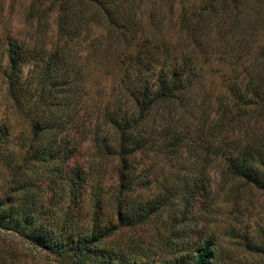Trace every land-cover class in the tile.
Returning a JSON list of instances; mask_svg holds the SVG:
<instances>
[{
	"label": "trees",
	"instance_id": "16d2710c",
	"mask_svg": "<svg viewBox=\"0 0 264 264\" xmlns=\"http://www.w3.org/2000/svg\"><path fill=\"white\" fill-rule=\"evenodd\" d=\"M20 1L22 27L0 22L8 101L0 115V230L66 264H156L138 252V227L164 215L172 198L166 190L149 201L153 210L138 206V188L154 183L156 165L167 178L188 151L204 194L213 163L227 195L264 190V42L247 72L238 69L257 40L264 0H12ZM110 58L117 77L93 93L90 74ZM215 62L230 70L219 83L207 78ZM86 142L88 160L72 167ZM217 246L206 235L191 260L209 264ZM175 248L157 262L184 264Z\"/></svg>",
	"mask_w": 264,
	"mask_h": 264
},
{
	"label": "rangeland",
	"instance_id": "374dc122",
	"mask_svg": "<svg viewBox=\"0 0 264 264\" xmlns=\"http://www.w3.org/2000/svg\"><path fill=\"white\" fill-rule=\"evenodd\" d=\"M1 10L3 19H1ZM24 10L25 4L22 1L13 3L12 0H2L0 5L1 25L3 24L8 29L21 28ZM255 15H258L257 18H259L258 26L254 27L258 37L252 44L251 52H244L243 58L238 61L242 62V65L238 66L240 72H247L245 68L257 58L264 42V17L259 16L257 12ZM56 17L54 9L49 16V28L52 33L57 27ZM28 68L27 66L25 70ZM118 70L119 63L117 59L113 58L96 67L90 74L93 93L97 89L99 90L101 85L108 84L109 87L116 79ZM216 70L217 73H215ZM229 71L226 63L218 65L215 62L212 66L208 65L207 78L210 79V82L219 83L221 82L219 76L224 72L230 73ZM99 83L101 85H98ZM201 92L203 93V90ZM201 92L199 96H201ZM95 97L96 99L101 98L97 94ZM104 99L105 97H102V100ZM7 103L5 85L0 78V115H5L4 112H8ZM19 130H22V126ZM90 152L91 144L84 143L80 153L72 161V167L77 168L84 164L88 160ZM187 152H184L178 161H174L170 173L166 174L167 178L163 177V172H156L157 167H160L156 165L151 175L154 183L151 186H145V188H138V206L142 201V205L150 210H153L161 194L166 190L170 191L172 196L164 215L156 213L150 221L144 222L138 227V252L142 253L146 250L150 260L160 264L157 262L160 252L165 249L174 251L177 247L179 251H182L184 264H194L191 256L200 249L208 235L215 236L218 242L214 257L209 264H264V190H258L255 194L240 199H237L233 193L232 196L227 195L226 191L219 188L220 165L213 163L207 174L211 192L204 194V191L196 189L201 184V166L200 164L195 165L193 153ZM145 165L146 163H143L142 167ZM47 184H49L48 180L43 185L46 189L44 192H48L47 195L50 198L53 190L50 191ZM172 190L177 193H172ZM153 199L157 202L149 203ZM72 207L74 209V206ZM183 214L185 221L181 225L179 219ZM82 221V224H86L84 218ZM261 228L263 230L260 232ZM178 235H187L179 246H173V241L166 244L168 238H176ZM256 243L259 244L258 247H254L253 244ZM0 264L66 263L54 253L34 246L16 233L0 230ZM138 264H144V262L138 260Z\"/></svg>",
	"mask_w": 264,
	"mask_h": 264
}]
</instances>
